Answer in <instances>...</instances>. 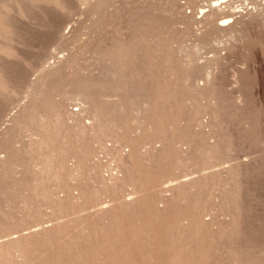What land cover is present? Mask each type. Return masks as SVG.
<instances>
[{"label": "rangeland", "instance_id": "374dc122", "mask_svg": "<svg viewBox=\"0 0 264 264\" xmlns=\"http://www.w3.org/2000/svg\"><path fill=\"white\" fill-rule=\"evenodd\" d=\"M214 1L0 0V264H264V0Z\"/></svg>", "mask_w": 264, "mask_h": 264}, {"label": "bare ground", "instance_id": "6f19581e", "mask_svg": "<svg viewBox=\"0 0 264 264\" xmlns=\"http://www.w3.org/2000/svg\"><path fill=\"white\" fill-rule=\"evenodd\" d=\"M213 3V2H212ZM224 3H226V1L225 0H220L219 1V3H218V1H214V3L213 4H211V6H210V10H212V12L213 11H221V12H224L223 11V9L221 8V5L222 4H224ZM226 6V5H225ZM226 8V7H225ZM201 9V8H200ZM225 13H226V11H225ZM237 15V14H236ZM235 16V11L234 12H227V14H226V16L225 17H223V18H221L220 20H219V22L221 23V24H219L218 25V27L219 28H222L223 30H225L226 28H224V27H228L230 24H232V23H230V22H228L230 19H232L233 17ZM228 22V23H227ZM232 22H234V20L232 21ZM232 26H233V24H232ZM229 29H230V26L228 27Z\"/></svg>", "mask_w": 264, "mask_h": 264}]
</instances>
